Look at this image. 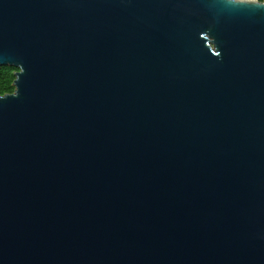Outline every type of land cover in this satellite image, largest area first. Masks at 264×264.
<instances>
[{
  "label": "water",
  "instance_id": "1",
  "mask_svg": "<svg viewBox=\"0 0 264 264\" xmlns=\"http://www.w3.org/2000/svg\"><path fill=\"white\" fill-rule=\"evenodd\" d=\"M0 264H264V6L0 0Z\"/></svg>",
  "mask_w": 264,
  "mask_h": 264
},
{
  "label": "trees",
  "instance_id": "2",
  "mask_svg": "<svg viewBox=\"0 0 264 264\" xmlns=\"http://www.w3.org/2000/svg\"><path fill=\"white\" fill-rule=\"evenodd\" d=\"M17 67L11 65L0 66V95L9 93L13 90L12 82L15 77Z\"/></svg>",
  "mask_w": 264,
  "mask_h": 264
},
{
  "label": "clouds",
  "instance_id": "3",
  "mask_svg": "<svg viewBox=\"0 0 264 264\" xmlns=\"http://www.w3.org/2000/svg\"><path fill=\"white\" fill-rule=\"evenodd\" d=\"M243 3H253L259 6H264V0H241Z\"/></svg>",
  "mask_w": 264,
  "mask_h": 264
}]
</instances>
